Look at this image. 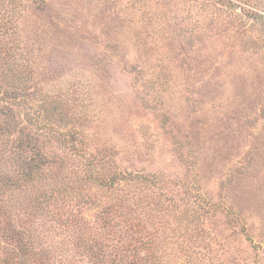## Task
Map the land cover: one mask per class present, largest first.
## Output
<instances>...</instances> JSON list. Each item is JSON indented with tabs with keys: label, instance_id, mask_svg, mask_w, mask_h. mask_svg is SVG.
<instances>
[{
	"label": "rangeland",
	"instance_id": "rangeland-1",
	"mask_svg": "<svg viewBox=\"0 0 264 264\" xmlns=\"http://www.w3.org/2000/svg\"><path fill=\"white\" fill-rule=\"evenodd\" d=\"M0 264H264V0H0Z\"/></svg>",
	"mask_w": 264,
	"mask_h": 264
},
{
	"label": "trees",
	"instance_id": "trees-1",
	"mask_svg": "<svg viewBox=\"0 0 264 264\" xmlns=\"http://www.w3.org/2000/svg\"><path fill=\"white\" fill-rule=\"evenodd\" d=\"M260 17H262V15H259Z\"/></svg>",
	"mask_w": 264,
	"mask_h": 264
}]
</instances>
